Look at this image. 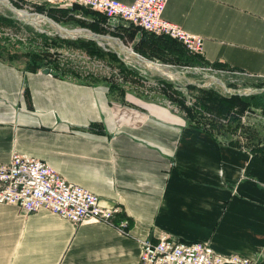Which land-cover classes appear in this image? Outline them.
I'll list each match as a JSON object with an SVG mask.
<instances>
[{
  "label": "crops",
  "instance_id": "0c3cea01",
  "mask_svg": "<svg viewBox=\"0 0 264 264\" xmlns=\"http://www.w3.org/2000/svg\"><path fill=\"white\" fill-rule=\"evenodd\" d=\"M161 16L202 39L193 55L205 64L188 67L246 74L197 72L204 82L207 74L227 86L228 76L241 87L264 80V0H167ZM130 26L138 39L139 29ZM24 64L0 56V163L12 153L44 161L101 206H116V218L127 219L126 234L103 222L72 224L44 208L23 213L0 203V264H142L139 239L160 235L204 241L217 253L264 264L259 157L189 125L159 94L142 95L116 75L121 93L105 80L49 75Z\"/></svg>",
  "mask_w": 264,
  "mask_h": 264
},
{
  "label": "built area",
  "instance_id": "2783aa9c",
  "mask_svg": "<svg viewBox=\"0 0 264 264\" xmlns=\"http://www.w3.org/2000/svg\"><path fill=\"white\" fill-rule=\"evenodd\" d=\"M61 2L65 7L75 3L101 13L106 18L103 26L106 31H112L118 24L132 25L154 35L168 36L178 41L188 53H200V37L186 33L162 18L167 0H133L128 5L116 0ZM18 3L22 10L35 12L34 5L27 0H18ZM74 16L81 17L79 13ZM198 68L205 72L246 75L209 66ZM227 80L240 86L234 76H228ZM0 203L16 205L23 213L44 208L72 224L103 222L126 234L127 219L116 218V206H101L95 194L67 181L44 161L18 153H12L7 162L0 163ZM138 244L142 264H251L241 255L217 253L204 241H179L160 235L154 241L139 239Z\"/></svg>",
  "mask_w": 264,
  "mask_h": 264
},
{
  "label": "trees",
  "instance_id": "16d2710c",
  "mask_svg": "<svg viewBox=\"0 0 264 264\" xmlns=\"http://www.w3.org/2000/svg\"><path fill=\"white\" fill-rule=\"evenodd\" d=\"M9 2L16 8L20 7L18 0H9ZM33 9L35 12L43 13L45 16L57 23L59 22L60 16L68 12L67 17L71 19L73 16L70 11H77L81 15L88 17V19L79 21L77 20L78 18L74 19L73 17L71 20L77 22L76 24L78 27L86 28L94 33H108L111 36L118 38H122L125 34L128 35L129 38H132L136 31V28H132L130 25L125 24H118L112 31H105L101 26V24L106 21L104 15L87 9H82L77 5H72L70 11L60 6H34ZM0 25L10 27L13 26L14 23L10 19L0 16ZM139 31L140 35L132 49L141 56L149 60H157L160 63L170 65L194 66L205 64L198 56L186 52L178 41L164 35H154L141 29H139ZM41 37L44 38V36ZM45 40L42 41V46H40L43 50H47ZM48 40L51 44L59 43L67 46L75 45L85 49V51H87L90 55H96L99 57L105 56L110 61L120 63L121 65L119 70L122 73L118 75H122V78L120 77L121 80H130L133 77H139L136 76L138 74L131 69L125 68L114 53L109 51L104 52L96 47L94 41L83 39L68 40L56 37ZM16 42L18 41L10 42L7 37H0V56H3L8 60L18 59L23 56L26 58L24 66H26L29 71H35L38 67H47L57 74L65 75L64 71L59 70L60 65L57 64V62L45 60L43 57H36V53H40V50L42 49L36 47L32 49L29 48L20 53V51L13 49V46L18 44ZM44 53H46V51H44ZM157 80L163 83L162 92L164 93L166 90V96L176 104L177 108H179V110L183 113L189 125L209 134L214 139L219 140V142H223L226 145L236 147L248 154L259 157L264 163V139L256 137V132H254V130L250 132H253L252 135H254L255 138L249 136V132H245L243 129H241V131L240 129L237 131L239 127L241 128L240 117L245 108L250 106L256 107L264 114V90L247 96L236 94L220 96L215 93L212 88H197L194 85L186 84L183 86L184 88H197L200 93L197 97L198 99L191 102L190 105H186L184 103L185 95L179 92L182 86L173 84L169 81L167 82L163 79ZM105 81L110 90L115 88L117 89V92L120 90L118 89L116 83L112 80L106 79ZM244 83H248L249 86L254 88L264 87V80L255 82L247 80ZM229 86L233 87L231 84H228V87ZM118 93H121V90ZM205 113H208V115ZM210 113L215 116L210 115ZM218 119H220V121H218ZM239 136L244 139H241L240 141ZM118 217L122 218L123 216L118 214Z\"/></svg>",
  "mask_w": 264,
  "mask_h": 264
},
{
  "label": "rangeland",
  "instance_id": "374dc122",
  "mask_svg": "<svg viewBox=\"0 0 264 264\" xmlns=\"http://www.w3.org/2000/svg\"><path fill=\"white\" fill-rule=\"evenodd\" d=\"M72 5H77V6H80L82 9L94 11V10H91L89 8H86L82 5H78L75 3H72L69 8L65 6H60V7L66 8L68 11H70V8ZM19 9L21 8L19 7ZM94 12L99 13L97 11H94ZM67 13L59 17L58 24L67 29H75V30H69V31L75 34H79L81 30H77L76 28H80V27H78V25L76 24L77 22H75L74 20H71L73 19V17L74 19H76L77 17H75L74 14L79 13V12L70 11L71 15L73 16L71 19L67 17ZM0 16L10 19L14 23V25L10 27L0 25V37L2 38L7 37V39H9L10 42L18 41L16 42L18 44L13 46L14 50L20 51V53H22L26 49H29V48L30 49L35 48V47L40 48V46H42V43H43L42 41L46 39L45 45L47 47V50H43L42 48H40L42 50H40V53H36L37 56L36 55L35 56L37 58L43 57L45 58V60H48L51 62L52 61L57 62V64L60 65L59 70L64 71L65 74L69 76H73V77H79L87 81L92 80V79H98L101 81L106 80V79L113 80V77H114L113 75L117 76V80H119L118 77L122 78V75L121 76L118 75L122 73L119 70L121 64L118 62L110 61L105 56L99 57L96 55H90L87 51H85V49L75 46V45L67 46V45H61L59 43L51 44V42H49L48 39H54L55 37L56 38H60V37L54 34L51 27L47 23H44L41 17L30 18V20L34 21L36 24L29 23V22L27 23V22H24L22 19L16 18L15 14H13L11 11L6 9L2 5H0ZM80 16L81 17H78L77 19L79 21L88 19V17L84 15L80 14ZM103 34H107V33H103ZM41 36H44V38H42ZM119 39L122 41L124 45L129 46L131 48H133V46L137 42V39L134 40L133 37L129 38V36L125 34L122 36V38H119ZM83 40H87V39H83ZM95 45L96 47H98L100 50L104 52L109 51V52L114 53L125 68H129L138 74L136 76H139V77H136V78L133 77L130 80H126V81H130L126 84L127 86H130L128 88L137 90L140 94L147 95L148 97H150L152 94H159L161 96V99H163V102L166 106H168L174 111L179 112L184 117L183 113L179 110V108H177L176 104L172 102V100L169 97L166 96V93H165L166 90L164 92L165 95L162 92L163 83L157 80V78H159L158 76H150L148 70H145L139 67L136 63L124 58L125 56L122 54L120 50H118V48L115 46L114 43L112 44L110 43L108 45L105 43L100 44V43L95 42ZM44 51H46V53H44ZM18 59H20L21 62L22 60L23 61L26 60V58L23 56L19 57ZM152 61H157V60H152ZM21 68H23L24 70H27L26 66L24 65L21 66ZM43 68H47V67H38L37 69L42 70ZM168 73H170V75L168 76L165 75V76L166 78H169V79H165V81L167 82L169 81L171 83H175V84L182 86L179 92L185 95L184 103L186 105H190L191 102L198 99L197 97L200 95V93L197 89L198 88L197 86H196L197 88H191V89L184 88L183 86L186 85L187 81L198 82L201 84L204 83V80H202L200 73H197L193 70L183 72L182 74H179V75L170 70H168ZM245 84H247V86H244V87L234 86V87H229V88L233 90L254 88V87L249 86L248 83H245ZM206 88H212V90L220 96H228V94L223 92L218 86L211 85L210 87H206ZM205 114L208 115V113H205ZM210 115H213V114L210 113ZM217 118H221V117H217ZM218 121H220V119H218ZM240 124H241V128L239 127L237 131H239V129L240 131L241 129H243V131L249 132L250 134L249 136L255 138V136L252 135L253 132L252 133L250 132L254 130V132H256V137L260 139H264V114L261 112L259 108L251 107V106L245 108L240 117ZM239 139H244V138L239 136Z\"/></svg>",
  "mask_w": 264,
  "mask_h": 264
},
{
  "label": "water",
  "instance_id": "95a60500",
  "mask_svg": "<svg viewBox=\"0 0 264 264\" xmlns=\"http://www.w3.org/2000/svg\"><path fill=\"white\" fill-rule=\"evenodd\" d=\"M0 5L4 6L6 9L11 11L13 14H15L16 18L22 19L24 22H27V23L29 22L30 18L41 17L42 21L44 23H47L53 30L54 34L60 38L68 39V40L87 39V40L95 41L96 43H100V44L105 43L108 45L110 43L111 44L114 43L115 46L118 48V50H120L122 54L125 56L124 58L136 63L139 67L145 70H148L150 76H158L163 80L169 79V78H166L165 74L161 72V71H168V70L173 71L174 73H177L178 75L182 74L183 72L190 71V70H193L195 72L202 71L206 73L205 71L199 68H196V67H188V66H181V67L177 66L176 67L174 65L163 64V63L149 60L141 56L140 54L136 53L135 51H133L131 47L124 45L119 38L113 37L110 34L94 33L86 28H76L77 30H81L82 33L80 34H71V33L63 34L62 31L68 32L69 30H75V29L64 28L63 26L59 25L57 22L53 21L52 19L48 18L47 16L43 14H40L37 12H27L22 9L16 8L9 2V0H0ZM41 72L44 74H49V75H57L56 72H54L53 70H50L49 68H43ZM186 84H192L197 87H203V88L210 87L211 85H215V86H218L223 92L227 93L228 95L236 94V95L247 96V95L255 94V93H258L264 90V87L233 90L224 83L223 79H221L219 76H216L214 74H207L206 80L202 84L201 83H190V82H186Z\"/></svg>",
  "mask_w": 264,
  "mask_h": 264
},
{
  "label": "bare ground",
  "instance_id": "6f19581e",
  "mask_svg": "<svg viewBox=\"0 0 264 264\" xmlns=\"http://www.w3.org/2000/svg\"><path fill=\"white\" fill-rule=\"evenodd\" d=\"M29 22H31V23H33V24H36L34 21H31V20H29ZM62 33L64 34V33H71V34H75V33H73V32H71V31H66V32H64V31H62ZM80 33H82L81 31H80ZM79 33V34H80ZM163 74H165V75H170V73H168V71H161Z\"/></svg>",
  "mask_w": 264,
  "mask_h": 264
}]
</instances>
